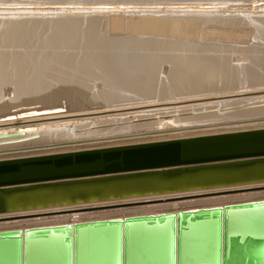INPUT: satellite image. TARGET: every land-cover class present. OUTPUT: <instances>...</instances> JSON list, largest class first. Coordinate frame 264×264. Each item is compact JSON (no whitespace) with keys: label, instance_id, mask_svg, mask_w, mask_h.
<instances>
[{"label":"bare ground","instance_id":"1","mask_svg":"<svg viewBox=\"0 0 264 264\" xmlns=\"http://www.w3.org/2000/svg\"><path fill=\"white\" fill-rule=\"evenodd\" d=\"M259 3L264 0H0V6L31 7L0 15V49L6 51L0 52V117L25 112L0 121L40 115L47 118L31 123L81 120L4 129L0 158L263 128L264 15L255 10L264 6ZM74 26L80 27L76 35L66 33ZM85 26L88 30L82 31ZM26 33L28 39L23 38ZM114 35V42L106 41ZM88 48L110 53L101 60L62 63L70 50ZM123 52L136 57L125 60ZM23 58L38 71L47 68L50 58L62 63L66 70L56 67L50 76L61 87L20 67ZM86 67L99 69L103 77L102 90L90 96L85 82L92 74L83 79L76 75L86 74ZM60 111L75 113L51 117ZM15 124H0V130ZM258 188L264 184L0 214V221L52 216L0 222V233L18 234L0 237V264H18L20 240L25 264H68L63 238L76 223L260 201L264 192L60 213ZM168 223L161 229L169 235ZM117 230L110 232L116 235Z\"/></svg>","mask_w":264,"mask_h":264},{"label":"water","instance_id":"2","mask_svg":"<svg viewBox=\"0 0 264 264\" xmlns=\"http://www.w3.org/2000/svg\"><path fill=\"white\" fill-rule=\"evenodd\" d=\"M249 184L264 127L0 158V214ZM63 242L68 264H264V200L80 222Z\"/></svg>","mask_w":264,"mask_h":264},{"label":"rangeland","instance_id":"3","mask_svg":"<svg viewBox=\"0 0 264 264\" xmlns=\"http://www.w3.org/2000/svg\"><path fill=\"white\" fill-rule=\"evenodd\" d=\"M259 7L260 6H264L263 4L259 3L257 4ZM6 6V5H5ZM0 6V12L1 14L0 15H3L7 12H16V10H19L21 8H31L30 6ZM8 8V9H7ZM17 8V9H15ZM33 8V7H32ZM36 8V7H35ZM51 8V7H49ZM256 12H260L261 11V15H264V9L262 8H257L255 10ZM87 26L81 28L82 31H86L88 30L86 28ZM80 27H77V26H74V27H69V29H66V33H68L69 35H76L75 33H77L79 31ZM117 35H119V33H117ZM117 35H114V37H108L107 38V42L111 43V42H114L115 39L118 37ZM27 37H29L27 35V33L25 34V37H23L24 39H28ZM81 43H83V41L81 40ZM11 51L13 52H17V53H21L20 49H12ZM0 52H6L5 50L3 49H0ZM110 52L108 51H105V50H91L88 48V50L86 51H82L81 49L77 50V49H72L70 50L69 52H67V54L64 56L66 57L65 59H62V63L63 64H67L66 62H70V61H86V60H90V59H95V60H101L103 56H105L106 54H109ZM136 57V54L135 52H128V53H124L123 52V58L125 60H128V59H132ZM51 60H48L47 64V68H44V69H40L39 71L38 70H34L33 67H31L30 65V61L26 58H23L22 61H20V67H27L28 70H32V76H34L35 78L37 79H41L42 81H45L47 82L48 84L50 83L51 85H53L54 87H58L60 88L61 86L58 85L56 82H53L51 79H50V76H53L55 75L54 74V71L56 69V67H60L61 69H65L66 68L63 66V64L61 63L62 66H59L58 64L55 63V60L53 58H50ZM61 62V61H60ZM55 63V64H54ZM116 64V63H114ZM68 70V69H67ZM84 72H86V74H81V73H78L76 74L78 77H80V79H83V78H86L87 74L90 73L92 74L93 78L91 79H88L87 82H85V84L88 86V89L90 90L88 96H90V94H93V93H97L96 91L99 92V90L101 89L102 90V86L103 84H101L100 82V78L102 79V74L100 72L99 69H91V68H88L86 67L85 69H83ZM98 79V80H97ZM96 80V81H95ZM96 82L98 83V85H93L92 82ZM60 110H62L63 108H58ZM28 112V111H26ZM25 113V112H24ZM22 112H18L14 115H8V116H3V117H0L1 119H5V118H8V117H12V116H20L21 114H24ZM35 113H39V112H35ZM75 112H72L71 114L65 112V111H60V112H56L55 114H53L51 117H56V116H72ZM43 118H47V117H44L42 115L40 116H28V117H24V118H12V119H8V120H4V121H0V124H8V123H17L15 125H10L8 127H2L0 131H3L4 129H8L7 131L9 130H13V128H17V129H21L22 127H26L27 126H38V127H45V126H49V125H53L55 126L56 124H72V123H78V122H81L80 119H71V120H67L66 122H61V123H54V122H40V123H31L32 121L34 120H40V119H43ZM87 120V119H85ZM20 123H23V124H20ZM18 133H22L21 131H19ZM256 192H264V188H258V189H249V190H239V191H233V192H217V193H213V194H203L201 196H195V197H186V198H171L170 200H156L154 202H139L138 204H122L121 205H117V206H109V207H106V208H100V209H92V210H86V211H74V212H66V213H60L61 215H74V213H90V212H106V211H109V210H122V209H125V208H132V207H138V206H143V205H154V204H160V203H170V202H179V201H186V200H193V199H202V198H217V196H233V195H239V194H249V193H256ZM59 214V215H60ZM59 215H54V216H59ZM53 216V217H54ZM37 216H27V217H24V218H11L9 220H3V221H0V222H6V223H11V221H17V220H27V219H30V218H35ZM43 217H52V216H43ZM43 217H37V218H43Z\"/></svg>","mask_w":264,"mask_h":264}]
</instances>
